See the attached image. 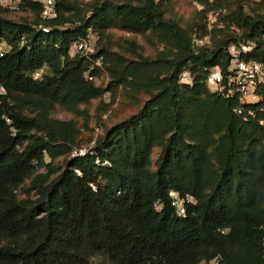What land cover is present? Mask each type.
<instances>
[{
	"label": "trees",
	"instance_id": "16d2710c",
	"mask_svg": "<svg viewBox=\"0 0 264 264\" xmlns=\"http://www.w3.org/2000/svg\"><path fill=\"white\" fill-rule=\"evenodd\" d=\"M171 1L57 0L58 16L43 19L35 6L32 20L0 8V40L13 45L0 56V264H201L215 256L264 264V85L262 99L239 112L237 97L205 82L209 67H227L230 41H255L253 57L264 62V12L249 13L246 0H199L224 7V27L214 28L212 46L195 47L188 27L168 15ZM90 27L153 32L170 50L116 54L103 86L86 75L100 68L99 54L69 53ZM186 66L193 85L178 80ZM121 83L147 92L142 107L72 155L79 127L54 116L56 106L78 111ZM59 156L64 164L53 162ZM37 164L47 169L34 174ZM171 191L185 198V214Z\"/></svg>",
	"mask_w": 264,
	"mask_h": 264
},
{
	"label": "rangeland",
	"instance_id": "374dc122",
	"mask_svg": "<svg viewBox=\"0 0 264 264\" xmlns=\"http://www.w3.org/2000/svg\"><path fill=\"white\" fill-rule=\"evenodd\" d=\"M206 7H209L206 16L200 18L198 16L199 10ZM167 9L168 15L179 17L181 23L191 31L195 47L201 45L212 46L215 34L214 28L224 27L221 20V13L225 11L223 6H213L208 2L199 0H172L168 4ZM246 9L249 13H254V11L264 12V0H246ZM7 16L15 20H20L24 17L32 20L35 19L36 14L8 12ZM195 18L201 24L206 23V28H197V25L194 24ZM232 27L236 28L235 26ZM216 34L218 37L224 35L221 32ZM165 47V44L161 43L153 32L133 33L117 27L107 28L103 33L99 32L95 42L94 53L99 54L96 60L100 68L95 72L93 80L97 84L108 85L112 76L106 66L110 64L109 60L117 58L116 54H122L127 58H134L139 55L156 57L159 53L170 50V47ZM91 68H94V65ZM45 69L48 70L47 65ZM146 97L147 92L145 90L121 83L108 87L102 97L80 104L78 111L58 104L54 109L53 115L62 119H73L76 122L79 132L77 133L74 147L91 148L94 146L96 139L104 135L113 124L138 111ZM159 152L160 147H156L154 158L157 157ZM65 159V156H59L53 162L64 164ZM45 160L48 162L51 157L46 155ZM46 169L47 167L44 164H37L34 174ZM29 180L27 179L25 184L19 188V193L22 196L26 192Z\"/></svg>",
	"mask_w": 264,
	"mask_h": 264
},
{
	"label": "built area",
	"instance_id": "2783aa9c",
	"mask_svg": "<svg viewBox=\"0 0 264 264\" xmlns=\"http://www.w3.org/2000/svg\"><path fill=\"white\" fill-rule=\"evenodd\" d=\"M35 6L38 7L39 15L43 19H52L58 16L59 6L57 0H0V8L9 12L35 14ZM45 30H51L50 25L39 24ZM99 32L90 27L87 32L73 40L69 47L72 56L80 55L92 58L95 52V42ZM21 46H27L28 38L25 34L20 36ZM195 46V45H194ZM256 42L249 41H230L226 47L229 55V63L225 69L220 64L213 65L207 69L205 82L208 88L227 98L237 97L240 105L237 107L242 112V105L254 103L262 99V87L264 85V62L253 57ZM13 48V45L6 39L0 40V56L5 55ZM97 63V60H95ZM99 63H97L98 65ZM46 66L37 68L33 72L34 78L43 77ZM86 75L89 79H94V74L88 70ZM178 80L182 84L193 85L196 80V73L186 66L180 73ZM7 88L0 82V94H5ZM253 113L252 110H250ZM264 124V119L261 120ZM87 148H75L72 155L85 153ZM174 196L173 203L177 206L180 215L185 214V198L179 197L176 191H171ZM201 264H224L219 256H215L209 261Z\"/></svg>",
	"mask_w": 264,
	"mask_h": 264
}]
</instances>
